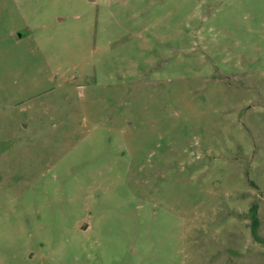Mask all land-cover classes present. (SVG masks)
I'll return each instance as SVG.
<instances>
[{"label":"rangeland","instance_id":"374dc122","mask_svg":"<svg viewBox=\"0 0 264 264\" xmlns=\"http://www.w3.org/2000/svg\"><path fill=\"white\" fill-rule=\"evenodd\" d=\"M0 264H264V0H0Z\"/></svg>","mask_w":264,"mask_h":264},{"label":"trees","instance_id":"16d2710c","mask_svg":"<svg viewBox=\"0 0 264 264\" xmlns=\"http://www.w3.org/2000/svg\"><path fill=\"white\" fill-rule=\"evenodd\" d=\"M249 217L251 220V233L255 240L261 241V238L258 236V218H257V205L253 203L249 209Z\"/></svg>","mask_w":264,"mask_h":264}]
</instances>
